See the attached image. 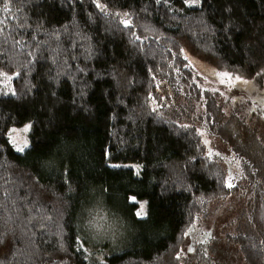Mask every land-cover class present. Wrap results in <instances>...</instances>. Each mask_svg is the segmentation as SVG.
<instances>
[{"label":"trees","instance_id":"obj_1","mask_svg":"<svg viewBox=\"0 0 264 264\" xmlns=\"http://www.w3.org/2000/svg\"><path fill=\"white\" fill-rule=\"evenodd\" d=\"M189 59L264 90V0H0V264H264V140Z\"/></svg>","mask_w":264,"mask_h":264},{"label":"rangeland","instance_id":"obj_2","mask_svg":"<svg viewBox=\"0 0 264 264\" xmlns=\"http://www.w3.org/2000/svg\"><path fill=\"white\" fill-rule=\"evenodd\" d=\"M189 64L205 79L210 89L214 91L218 90L223 95L222 104L224 105L223 111H225L226 116L232 113H244L243 125H246L245 127L242 126L244 141H246V136H250L249 141L253 142L255 135L257 137L262 135V139L264 140V90L259 91L251 82L233 78L224 73H218L193 59H189ZM25 129H27V131H25ZM29 132L30 124H25L21 128H14L9 131V141L17 152L21 153L29 147ZM248 133H253V135ZM205 141L208 151L211 153L210 155L219 156L233 162L228 168L236 177V174H239V170L238 167H234L233 164L239 161L237 157L229 154L227 147L218 140L205 136ZM231 156L234 157L235 162L232 160ZM95 213L96 212H93L92 214L94 215ZM90 222H92V219L88 220V224ZM90 228V234L95 240V243H103L107 245L108 251L109 247L112 251L116 234L113 232L109 235L106 234L105 230H107L108 227L105 225L104 221L98 217L90 224ZM205 228L209 229L207 225ZM214 234L217 235L218 232L214 231ZM220 238L221 237L217 238L219 240H217L216 244L218 259L222 261L223 264H228V261L229 264H244L238 258H235L237 254L236 249L226 244L224 239ZM99 257H102V255H99Z\"/></svg>","mask_w":264,"mask_h":264},{"label":"snow or ice","instance_id":"obj_3","mask_svg":"<svg viewBox=\"0 0 264 264\" xmlns=\"http://www.w3.org/2000/svg\"><path fill=\"white\" fill-rule=\"evenodd\" d=\"M157 2L159 3V2H161V0H157ZM191 3H198V0H191ZM100 6H101V5L98 3V4H97V7H100ZM124 23H125V26L127 27V26H128L127 21H125ZM25 131H27V129H25ZM18 150H20V149H18ZM227 186L230 188V187H232L233 185H232L231 183H229ZM143 214H144V205H141V206H140V211H138V212L136 213V215L142 217Z\"/></svg>","mask_w":264,"mask_h":264}]
</instances>
